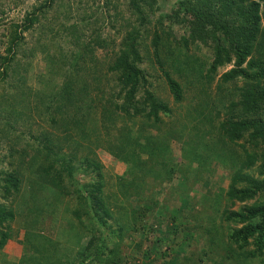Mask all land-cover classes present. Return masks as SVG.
<instances>
[{
    "label": "rangeland",
    "instance_id": "rangeland-1",
    "mask_svg": "<svg viewBox=\"0 0 264 264\" xmlns=\"http://www.w3.org/2000/svg\"><path fill=\"white\" fill-rule=\"evenodd\" d=\"M41 1L0 0V54L5 52L9 24L19 22L24 12ZM173 2L174 0H155L153 17L147 24L148 32L142 35L138 44L142 55V62L138 67L144 71L148 82L145 87L168 108L166 114L158 112L157 123L149 122L141 116H121L112 124L106 122L101 115L104 96L111 93L112 99L117 103L122 101V97L116 95L119 90L117 85L112 87L115 80L106 70V65L116 51L122 34V27L119 25L123 20L133 18L129 14L126 0H53L32 27L22 32L21 41L15 46L14 56L5 66V75L0 81V206L11 209L13 215L16 213L10 222L12 237L0 251V264H15L22 255L20 264H80L81 257L77 255V251L94 232L88 226L86 228L91 231L78 225L72 226V223L77 222L71 217L70 211L62 210L64 207L52 215L49 213L50 205H33L30 195L35 192H32L33 183L30 182L43 184L48 179L47 174H40L41 165L49 162L44 160L40 151L44 137L51 140L50 145L59 146L58 150L53 147L56 154H64L68 158L73 152L76 157L70 163L75 169L80 166L85 155L97 160L101 164L103 192L107 198L122 195L117 176L122 175L124 180L132 177L138 183H135V189L140 202L133 197H121L127 213L130 207L125 202L135 203L134 206L137 207L147 196L156 197L163 204L162 207H156L153 213L146 214L143 230L139 228L140 232H129L123 236V246L128 254L125 264H184L182 256L185 255L189 257L185 264L209 263L204 256L199 259L196 252L201 246L203 231L187 230L195 221L208 226L210 223L206 221L207 211L212 212V224L219 233L222 231L225 234L229 224L221 219V209L228 207L222 194L228 184L230 171L242 157L239 144H247L243 139L228 143L222 139L217 124L226 114L229 115L225 108L230 101L237 99L235 88L242 86V80L236 78L226 83L220 80V74L231 63L218 66L210 78H207V68L214 52L212 43L196 41L188 43L184 48L181 38L186 35V30L180 20L156 23L157 15L168 12ZM261 25L264 27V22ZM154 29L163 44L170 47L167 52H159L160 63L154 60L150 45ZM96 37L101 40L102 45L92 44L83 59L77 62L79 69L77 67L72 70L70 63L73 54L80 53L86 42H93ZM71 70L74 71L71 80L76 78L77 86L82 81L86 86L82 95L74 90L71 97H90L94 100L85 116L86 140L78 138L72 132H63L59 125L62 115H77L73 100L68 107H64L63 100L56 101L53 97V90L67 79L64 74ZM164 73L182 88L180 101L173 100ZM119 95H123V92ZM55 105H59V113L53 110ZM198 110L205 117L203 120L197 115ZM53 119L55 123H52ZM121 121L132 131L150 134L151 145L159 147V151H148L147 155L141 153V158L147 159L142 168L136 169L132 175L127 171V164L113 158L107 150L109 144L106 143V138L111 139L113 145L118 142V126ZM203 126L205 133L201 134ZM69 133V139L63 140L64 134ZM193 152L197 155L209 154L210 159L203 166H197L198 161L192 158ZM214 153L225 162L224 166L219 162L220 159L213 160L216 157L210 155ZM230 156L232 157L229 158ZM63 163L56 161L52 166L60 170L65 166ZM184 167L186 169L182 170ZM11 171L16 172L20 182L9 194L2 184L5 174ZM80 171L82 170L78 168L73 176L82 181L85 177ZM48 172L49 177H52V172ZM156 173L160 175V180L155 176ZM166 175L169 176L167 179L164 178ZM69 189L72 190V187ZM37 190V194H34L36 197L46 194L43 190ZM218 191H221L218 204L214 205L210 201L198 213L200 201H205L206 197L213 198ZM66 198L68 196L65 195ZM239 204L236 201L229 208L236 209ZM65 205L72 207L74 199H70ZM50 217L55 220L53 222L56 223V228L49 230L48 223L52 222L48 221ZM82 220L87 224L86 216H82ZM107 224L112 229L116 227L110 220ZM20 225L26 226L28 239H25L24 228ZM135 241L137 246H133ZM250 247L251 245L248 246ZM183 248L184 251L179 255ZM234 258V261L244 262L240 256ZM246 264H259V261L251 259Z\"/></svg>",
    "mask_w": 264,
    "mask_h": 264
},
{
    "label": "trees",
    "instance_id": "trees-1",
    "mask_svg": "<svg viewBox=\"0 0 264 264\" xmlns=\"http://www.w3.org/2000/svg\"><path fill=\"white\" fill-rule=\"evenodd\" d=\"M52 1L42 0L24 12L19 22L9 24L5 52L0 54V81L5 75V66L14 56L15 46L21 41L22 32L32 27L38 17L51 6ZM126 1L129 14L133 15V18L132 20H123L119 25L122 27V34L116 51L112 53L110 62L106 65V70L115 80L112 87L117 85L119 90L116 95L117 97L121 96L122 101L117 103L112 99L113 94H107L102 99L101 115L106 122L112 124L116 118L121 116H141L149 122L157 123L158 112L166 114L168 108L151 91L146 89L145 86L148 84L145 79L146 74L138 67V64L142 62L138 44L141 42L142 35L148 32L147 24L153 17L152 10L155 0ZM157 17L156 23H161L163 20H180L183 23L186 30V35L181 38L184 48L188 43L196 41L212 43L214 52L207 68V78H210L211 73L218 66L231 63L232 65L220 74V80L224 83L236 78L242 80V86L235 88L237 99L230 101L225 108L229 115L226 114V117L217 124L222 139L231 143L243 139L247 144V146L239 144L242 157L237 160V165L230 171L228 184L222 194L228 202V207L221 209V219L229 224L225 234H222V231L219 233L212 224V212L207 211L206 221L210 223V226H204L201 222L196 223L195 221L188 227L187 231L197 232L200 229L204 233L200 240L201 246L196 250L199 259L203 256L206 257L209 260L208 264H246L248 260L257 259L259 264H264V27L261 25V22H264V0H174L168 12L159 13ZM155 30L152 31L150 45L154 60L160 63L159 52H167L170 47L163 44L164 42ZM92 44L102 45L98 37L93 42L87 41L80 53L73 54L70 63L73 67L72 70H76L77 67L79 69L77 62L83 59L86 50H89ZM72 70L66 75L64 74V78L67 79L53 90V97L56 98V101L63 100L64 107H68L73 100V104H76L77 115H62L59 118L61 121L59 125L63 132H72L78 138L86 140L85 116L92 108L94 100L90 97L88 99H73L71 97L70 94L74 90L82 95L81 93L86 89L85 82L82 81L77 86L76 78L71 80L74 73ZM52 71L55 72L53 69ZM164 75L173 100L180 101L182 88L171 76L166 73ZM75 87L78 88L75 89ZM219 88L221 89L220 85ZM120 92H123V95H119ZM55 106H53V110L59 113L61 110L59 105ZM197 115L202 120L205 118L203 115L201 116L199 110ZM52 123H55V119ZM103 126L106 130L104 122ZM118 128L120 134L118 142L113 145L111 139L106 138V143L109 144L107 150L113 158L126 163L129 167L127 171L132 175L136 169L142 168L141 166L147 159L141 158V153L144 152L147 155L148 151H159V147L151 145L150 134L143 135L139 131H132L131 128L123 125V121ZM203 132L205 133L204 126L201 134ZM69 135L70 133L64 134L62 139L68 140ZM42 141L44 143L40 151L45 157L44 160L49 162L41 165L40 174H47L48 179L45 182L42 180L43 184L30 182V184L33 183L31 185L32 192H35L30 195L33 205L42 203L50 205V214H57L64 207L65 209L62 210L70 211L71 217L77 222L72 223V226L78 225L89 230L86 228L88 226L94 231L77 251V255L81 257L80 264H125L128 254L123 246V236L129 232H138L139 228L143 230L146 214L153 213L156 207H162L163 204L156 197L147 196L137 207L134 206L135 203L125 202L130 207V211L127 213L124 210L125 205L121 197L124 199L133 197L136 201L140 197L137 196L136 182L132 177L124 180L122 175L117 176V183L122 195L113 196L111 199L107 198L103 192L104 181L101 164L97 160L85 155L81 160L83 164L80 163L83 168L78 166L75 169L70 163L76 157L73 152L67 158L64 154L59 155L53 151L54 146L50 145V139L44 137ZM58 147L54 148L58 150ZM86 149L88 152L89 148ZM210 156L216 157L213 160L220 159L219 162L223 166L225 165L218 154L214 153ZM208 157L209 154L197 155L195 152L192 156L194 160L198 161L197 166L206 164V161L210 159ZM56 161L64 162L63 169L53 168L52 164ZM78 168L82 170L80 172L85 177L82 181L73 176ZM185 169L184 167L182 170ZM48 170L52 172V177H49ZM178 170L180 171V168ZM168 172L166 173L168 174ZM155 176L159 177V180L161 179L158 173ZM168 177L166 175L164 178ZM19 182L16 172L11 171L5 174L2 185L9 193L11 189H16ZM70 187L72 190L69 189ZM37 189L45 191L46 194L41 197L34 196L37 194ZM220 192L214 193L213 198L206 197L205 201L201 200L198 213L200 208L210 201L217 205L221 198ZM65 195L68 196V199H65ZM70 199H74V205L67 207L65 204ZM236 201L240 203L239 206L236 209L229 208ZM59 206L61 207L58 208ZM213 209L216 211L215 206ZM14 215L11 209L0 206V251L5 242L12 237L13 230L10 222ZM82 216L88 218L87 224L82 220ZM49 220L52 221V225L48 223V229H55L56 223L53 222L55 220L51 217ZM108 220L115 223L116 227L112 229L107 224ZM20 226L24 228L25 239H28L29 234L26 226ZM109 235L110 237H108ZM31 239L34 240L33 237ZM137 244L135 241L133 246H137ZM249 245H251L250 248H248ZM105 250L106 253H104ZM183 251L184 248L180 249L179 255ZM231 254L235 255L234 257L240 256L244 262L234 261L235 258L230 256ZM22 257L15 264H20ZM182 258L185 264V260L189 257L185 255Z\"/></svg>",
    "mask_w": 264,
    "mask_h": 264
}]
</instances>
